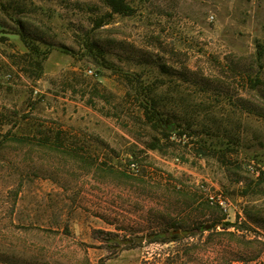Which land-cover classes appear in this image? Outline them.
Here are the masks:
<instances>
[{
	"label": "rangeland",
	"instance_id": "374dc122",
	"mask_svg": "<svg viewBox=\"0 0 264 264\" xmlns=\"http://www.w3.org/2000/svg\"><path fill=\"white\" fill-rule=\"evenodd\" d=\"M126 3L0 0V264H264V0Z\"/></svg>",
	"mask_w": 264,
	"mask_h": 264
},
{
	"label": "trees",
	"instance_id": "16d2710c",
	"mask_svg": "<svg viewBox=\"0 0 264 264\" xmlns=\"http://www.w3.org/2000/svg\"><path fill=\"white\" fill-rule=\"evenodd\" d=\"M102 4L107 6L111 11L112 14L116 15H123V16H131L134 14L135 10L132 8L128 3H126V0H101ZM106 25V22L104 21V18H98L96 20L95 27L101 28ZM4 126L3 120L0 118V151L5 148L8 144H20V145H28V146H35L37 148H46L51 149L56 144H58V139L53 138L48 133H40L39 136H33V137H23V136H17L13 135L11 132L2 133V127ZM180 135H185V133L180 132ZM58 146V145H56ZM57 148V147H56ZM58 149V148H57ZM234 227L233 224H226V226L223 227V229L228 230L229 228ZM150 243H167L176 241L178 236H167L165 231L158 230V232H153L149 236Z\"/></svg>",
	"mask_w": 264,
	"mask_h": 264
},
{
	"label": "water",
	"instance_id": "95a60500",
	"mask_svg": "<svg viewBox=\"0 0 264 264\" xmlns=\"http://www.w3.org/2000/svg\"><path fill=\"white\" fill-rule=\"evenodd\" d=\"M206 230H207V231L211 230V226H207V227H206ZM177 233H180V232H177Z\"/></svg>",
	"mask_w": 264,
	"mask_h": 264
},
{
	"label": "built area",
	"instance_id": "2783aa9c",
	"mask_svg": "<svg viewBox=\"0 0 264 264\" xmlns=\"http://www.w3.org/2000/svg\"><path fill=\"white\" fill-rule=\"evenodd\" d=\"M89 74H93V72L90 70L89 72H88Z\"/></svg>",
	"mask_w": 264,
	"mask_h": 264
}]
</instances>
